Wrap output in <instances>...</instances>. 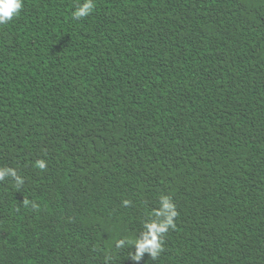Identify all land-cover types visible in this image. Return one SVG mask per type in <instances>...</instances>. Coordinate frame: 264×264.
<instances>
[{
  "label": "trees",
  "instance_id": "trees-1",
  "mask_svg": "<svg viewBox=\"0 0 264 264\" xmlns=\"http://www.w3.org/2000/svg\"><path fill=\"white\" fill-rule=\"evenodd\" d=\"M81 2L0 25V264H264V0Z\"/></svg>",
  "mask_w": 264,
  "mask_h": 264
},
{
  "label": "clouds",
  "instance_id": "clouds-1",
  "mask_svg": "<svg viewBox=\"0 0 264 264\" xmlns=\"http://www.w3.org/2000/svg\"><path fill=\"white\" fill-rule=\"evenodd\" d=\"M24 6V0H0V25H7L13 21L14 17L18 16ZM95 8V0H82L75 10L72 12V18L74 20H81L89 16ZM36 166L44 170L46 168V161L41 159L36 162ZM6 177H10L17 188L24 184V179L18 175L14 168H0V181L5 180ZM129 201H124V204H129ZM25 207L31 206L32 208H38L39 206L28 199L23 200ZM152 215L155 219L145 222V232L141 237L134 241H127L135 245V253L132 259L139 261L144 253H149L150 256L155 259L161 251H163V236L171 228H175L174 217L178 215L175 205L171 202L170 197H161V207L158 211ZM126 243L125 239L116 241L118 248L123 247Z\"/></svg>",
  "mask_w": 264,
  "mask_h": 264
}]
</instances>
